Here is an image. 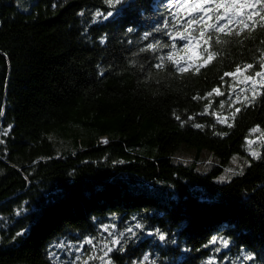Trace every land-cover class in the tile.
I'll use <instances>...</instances> for the list:
<instances>
[{
	"label": "trees",
	"instance_id": "obj_1",
	"mask_svg": "<svg viewBox=\"0 0 264 264\" xmlns=\"http://www.w3.org/2000/svg\"><path fill=\"white\" fill-rule=\"evenodd\" d=\"M239 2L0 0V264H264V0Z\"/></svg>",
	"mask_w": 264,
	"mask_h": 264
},
{
	"label": "snow or ice",
	"instance_id": "obj_2",
	"mask_svg": "<svg viewBox=\"0 0 264 264\" xmlns=\"http://www.w3.org/2000/svg\"><path fill=\"white\" fill-rule=\"evenodd\" d=\"M107 2L110 5L114 6V5H117V4H123L125 2V0H107ZM260 2H261V0H257V3H260ZM209 4H214L215 5V9L214 10L216 12H219L220 9H224V13L222 15H217L216 16V20L219 21V20L227 19L228 23H231V18L228 16V13L230 11H232L233 14H236V10L238 8L242 9L245 6L251 7L250 4H247V5L246 4H242V3L239 2V0H175V3L173 4V7H176L177 5H179L180 7H187V6L190 5V11L188 12V15L189 16H193L195 18L189 20L188 24L192 25V24H195L197 22L205 21V17L208 15V13L210 11H213V9H210V8L206 7ZM196 13H203V15L196 16L195 15ZM112 15H113L112 12L107 13V16H112ZM105 18H107V17H105ZM206 26L209 27V28H216L217 31H224V29L227 27V25H219V26L218 25H206ZM129 31H131V29H129ZM201 36H204V32L203 31L201 32ZM180 39L183 40V39H186V37L181 35ZM209 39H210V37H209ZM149 47L150 48H154L155 46L154 45H149ZM214 55H215L214 53H209L208 56H207V59L204 62V64L196 66L194 70L198 72L200 70V67L205 66V64L207 62H209V61H211L213 59ZM168 59L171 60L172 57L169 56ZM162 66H163L162 64L161 65H157V67H162ZM247 67L251 68L252 65L249 64V65H247ZM177 70L179 72H181V73L186 72V71H190V70H193V65H191V64L186 65V66H179L178 65ZM240 71H241L240 68L236 69V72H240ZM225 75H234V73H225ZM256 75L257 76H264V73L257 72ZM249 79H251V77H249ZM213 91H216L218 95L221 94V93H219V91L217 89H213ZM209 95H211V93H209ZM237 111H239V110L237 109ZM195 126L196 127H200V125H195ZM257 131H259L258 128H253L252 129V132H257ZM251 154L254 157H258L259 156V154L256 153V152H252ZM17 235H20V233H18ZM160 239L163 240L164 236L162 235L160 237ZM88 242L90 243L91 241H88Z\"/></svg>",
	"mask_w": 264,
	"mask_h": 264
},
{
	"label": "rangeland",
	"instance_id": "obj_3",
	"mask_svg": "<svg viewBox=\"0 0 264 264\" xmlns=\"http://www.w3.org/2000/svg\"><path fill=\"white\" fill-rule=\"evenodd\" d=\"M236 73H238V72H236ZM262 81H264V76L255 75L251 79V83H252L251 87L252 88L255 87L257 89V87H259L261 85ZM62 147H65L66 150H69L67 144H62ZM196 156H198L197 163H198L199 170H202V171L210 170L216 165L217 161L210 152L205 150L202 153L198 154L196 150L191 149L189 147L188 148L187 147L182 148L175 155V158L179 161H183L184 163H191L192 161L195 160ZM238 166H240V161L238 159H235L234 161H232L230 163L229 167H227L224 170V173L221 177V180H225V179L227 180V179L231 178L234 174H236L238 169H239Z\"/></svg>",
	"mask_w": 264,
	"mask_h": 264
}]
</instances>
